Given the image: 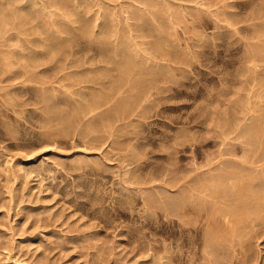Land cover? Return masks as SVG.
I'll list each match as a JSON object with an SVG mask.
<instances>
[{"label":"rangeland","instance_id":"1","mask_svg":"<svg viewBox=\"0 0 264 264\" xmlns=\"http://www.w3.org/2000/svg\"><path fill=\"white\" fill-rule=\"evenodd\" d=\"M57 1L0 0V264H264V0Z\"/></svg>","mask_w":264,"mask_h":264},{"label":"bare ground","instance_id":"2","mask_svg":"<svg viewBox=\"0 0 264 264\" xmlns=\"http://www.w3.org/2000/svg\"><path fill=\"white\" fill-rule=\"evenodd\" d=\"M4 1H5V0H4ZM26 1H27V0H26ZM74 1H75V0H74ZM76 1H77V0H76ZM84 1H85V0H84ZM48 2H49V0H48ZM50 2H51V1H50ZM57 2H61V1L59 0V1H57ZM63 2H64V0H63ZM77 2H78V1H77ZM86 2H88V1H86ZM86 2H85V3H86ZM93 2H94V0H93ZM54 3H55V2H54ZM61 3H62V2H61ZM99 3H100V2H99ZM57 4H58V3H57ZM63 4H64V3H63ZM75 4H77V3L74 2L73 5L75 6ZM83 4H84V3H83ZM83 4H82V5H83ZM86 4H87V3H86ZM88 4H89V3H88ZM88 4H87V5H88ZM91 4H92V3H91ZM109 4H110V3H109ZM41 5H42V4H41ZM44 5H45V4H44ZM80 5H81V4H80ZM110 5H111V4H110ZM166 5H167V4H166ZM48 6H49V5H48ZM54 6H56V4H55ZM76 6H77V5H76ZM88 6H89V5H88ZM93 6H94V4H93ZM226 6H227V5H226ZM35 7H36V6H35ZM78 7H79V6H78ZM168 7H169V6H168ZM44 8H45V7H44ZM46 8H47V7H46ZM80 9H83V8H80ZM115 9H116V8H115ZM167 9H168V8H167ZM74 10H76V9H74ZM85 10H86V9H85ZM88 10H89V7H88V9L86 10V12H87ZM116 10H117V9H116ZM128 10H129V7H128ZM169 10H170V9H169ZM71 11H72V10H71ZM79 11H80V10H79ZM79 11H78V12H79ZM125 11H126V10H125ZM74 12H75V11H74ZM76 12H77V11H76ZM110 12H111V11H110ZM110 12H109V14H110ZM114 12H115V11H114ZM114 12H113V13H114ZM69 13H70V12H69ZM72 13H73V12H72ZM113 13H112V15H113ZM115 13H116V12H115ZM127 13H128V12H127ZM127 13H126V14H127ZM3 14H4V13H3ZM27 14H28V13H27ZM106 14H107V13H106ZM226 14H227V13H226ZM229 14H230V13H229ZM233 14H234V13H233ZM1 15H2V14H1ZM1 15H0V16H1ZM23 15H24V14H23ZM69 15H70V14H69ZM102 15H104V14H102ZM21 16H22V15H21ZM113 16H114V15H113ZM201 16H202V15H201ZM99 17H100V16H99ZM107 17H108V16H107ZM118 17H119V16H118ZM101 18H102V17H101ZM231 18H232V17H231ZM231 18H230V19H231ZM104 19H105V16H104ZM104 19H102V20H104ZM109 19H110V18H108V21H109ZM114 19H115V18H114ZM198 19H199V18H198ZM112 20H113V17H112ZM170 20H171V19H170ZM58 21H60V20H58ZM105 21H106V20H105ZM55 23H56V22H55ZM103 23H104V22H103ZM105 23H106V22H105ZM110 23H111V22H110ZM172 23H173V21H172ZM111 24H112V26L114 27L113 23H111ZM58 25H59V24H58ZM66 25H67V23H66ZM68 25H69V24H68ZM101 25H102V24H101ZM104 25H105V24H104ZM106 25H107V24H106ZM130 25H132V24H130ZM62 26H63V24H62ZM112 26H111V27H112ZM69 27H70V25H69ZM102 27H103V26H102ZM117 27H118V26H117ZM162 27H163V26H162ZM60 28H63V27H60ZM65 28H66V27H65ZM107 28H109V27H107ZM142 28H143V26H142ZM63 29H64V28H63ZM75 29H76V28H75ZM115 29H116V28H114V30H115ZM118 29H119V28H118ZM125 29H126V28H125ZM162 29H163V28H162ZM57 30H58V29H57ZM57 30H56V31H57ZM67 30H68V29H67ZM67 30H66V31H67ZM106 30H107V29H106ZM64 31H65V30H64ZM88 31H90V30H88ZM110 31H111V30H110ZM123 31H124V30H123ZM59 32H60V31H59ZM61 32H62V31H61ZM61 32H60V33H61ZM57 33H58V32H57ZM64 33H65V32H64ZM90 33H92V32H90ZM109 33H110V32H109ZM129 33H130V32H129ZM61 34L63 35V33H61ZM66 34H67V33H66ZM119 35H120V34H119ZM121 35H122V34H121ZM63 36H64V35H63ZM63 36H61V37H63ZM126 36H127V35H126ZM66 37H68V34H67ZM70 37H71V36H70ZM120 37H121V36H120ZM58 38H59V36H58ZM86 39H87V38H86ZM158 39H159V38H158ZM58 40H59V39H58ZM124 40H125V39H124ZM92 41H93V40H92ZM107 41H109V40H107ZM60 42H61V41H60ZM64 42H65V41H64ZM166 42H167V41H166ZM66 43H68V41H67ZM108 43H109V42H108ZM121 43H123V42H121ZM156 43H157V42H156ZM156 43H155V44H156ZM62 44H63V42H62ZM166 44H167V43H166ZM60 45H61V44H60ZM119 45H120V44H119ZM158 45H159V42H158ZM58 46H59V45H58ZM63 46H64V45H63ZM94 46H95V45H94ZM103 46H105V45H102V44L100 45L101 48H102ZM187 46H188V44H187ZM193 46H194V45H193ZM122 47H123V46H122ZM159 47H160V46H159ZM164 47H165V46H164ZM77 48H78V47H77ZM77 48H76V49H77ZM117 48H119V46H118ZM120 48H121V47H120ZM125 48H126V47H125ZM159 49H160V48H159ZM162 49H163V48H162ZM189 49H190V48H189ZM99 50H100V49H99ZM104 50H106L105 47H104ZM121 50H122V48H121ZM101 51H103V49H101ZM124 51H125V50H124ZM122 52H123V51H122ZM176 52H177V51H176ZM79 54H80V53H79ZM127 54H128V53H127ZM68 55H69V54H68ZM75 55H76V54H75ZM75 55H74V56H75ZM124 55H125V54H124ZM169 55H170V54H169ZM249 55H250V54H249ZM78 56H79V55H78ZM85 56H86V55H85ZM132 56H133V55H132ZM34 57H35V56H34ZM121 57H122V55H121ZM130 57H131V55H130ZM246 57H247V56H246ZM250 57H251V56H250ZM30 58H31V56H30ZM32 58H33V57H32ZM106 58H107V57H106ZM127 58H128V56H127ZM178 58H180V57H178ZM183 58H184V57H183ZM247 58H248V57H247ZM80 59H81V58H80ZM122 59H123V58H122ZM125 59H126V58H125ZM132 59L134 60V58H132ZM176 59H177V57H176ZM250 59H251V58H250ZM127 60H129V59H127ZM166 60H167V59H166ZM173 60H174V59H173ZM183 60H184V59H183ZM113 61H114V60H113ZM139 61H140V60H139ZM137 62H138V60L136 61V63H137ZM128 63H129V62H128ZM130 63H131V62H130ZM132 63H134V62H132ZM139 63L142 64L141 62H139ZM124 64H125V63H124ZM126 64H127V63H126ZM137 64H138V63H137ZM121 65H122V64H120V66H121ZM131 65H132V64H131ZM134 65H135V64H134ZM152 65H153V64H152ZM160 65H161V64H160ZM74 66H75V65H74ZM92 66H93V65H92ZM136 66H137V65H136ZM140 66H141V65H140ZM164 66H165V65H164ZM164 66H163V69H166L167 67L165 66V68H164ZM99 67H100V66H99ZM123 67H124V65H123ZM126 67H127V66H126ZM138 67H139V64H138ZM121 68H122V67H121ZM132 68L134 69V68H136V67H133V65H132ZM148 68H149V67H148ZM150 68H151V67H150ZM172 68H173V66H172ZM82 69H83V68H82ZM127 69H128V68H127ZM141 69H142V68H141ZM151 69H152V68H151ZM161 69H162V68H161ZM129 70H131V69H129ZM146 70H147V69H146ZM169 70H170V69H169ZM119 71H120V70H119ZM123 71L126 72V70H122V72H123ZM131 71H132V70H131ZM134 71H135V70H133V73L135 74ZM140 71H141V70H140ZM148 71H149V70H148ZM154 71H155V70H154ZM80 72H81V71H80ZM127 72H128V71H127ZM169 72H171V71H169ZM128 73H130V72H128ZM154 73H155V72H154ZM161 73H162V72H161ZM161 73H160V74H161ZM163 73H165V72H163ZM74 74H75V73H74ZM150 74H151V73H150ZM158 74H159V72H158ZM77 75H79V74H77ZM124 75H125V74H123V77H124ZM130 75H132V74H130ZM135 75H136V74H135ZM135 75H134V76H135ZM137 75H139V74H137ZM137 75H136V76H137ZM142 75H143V74H142ZM151 75H152V74H151ZM169 75H171V74H169ZM81 76H82V75H81ZM139 76H140V75H139ZM152 76H153V75H152ZM154 76H155V75H154ZM76 77H77V76H76ZM113 77H114V76H113ZM132 77H133V76H132ZM144 77H145V76H144ZM150 77H151V76H150ZM87 78H88V77H87ZM126 78H127V77H126ZM136 78H137V77H136ZM136 78H135V79H136ZM164 78H165V76H164ZM124 79H125V78H124ZM128 79H129V78H128ZM139 79H140V77H139ZM158 79H159V78H158ZM158 79H156V81H157ZM89 80H91V78H89ZM92 80H93V79H92ZM112 80H114V79H112ZM117 80H118V79H117ZM132 80H133V78H132ZM141 80H142V79H141ZM137 81H138V78H137ZM160 81H161V80H160ZM75 82H76V81H75ZM91 82H92V81H91ZM102 82H103V81H102ZM110 82H111V81H110ZM116 82H117V81H116ZM142 82H143V81H142ZM151 82H152V80H151ZM154 82H155V81H154ZM118 83H119V82H118ZM137 83H138V82H137ZM155 83H156V82H155ZM76 84H77V82H76ZM101 84H102V83H101ZM132 84H133V82H132ZM132 84L130 83L131 86H132ZM121 85H122V83H121ZM128 85H129V84H128ZM138 85H139V83H138ZM138 85H136V86H138ZM146 85H147V84H146ZM109 86H111V84H110ZM115 86H116V85H115ZM131 86H130V87H131ZM136 86H134V87H136ZM143 86H144V85H143ZM148 86H149V85H148ZM150 86H152V85L150 84ZM134 87H132V88H134ZM138 87H139V86H138ZM140 87H141V86H140ZM155 87H156V85H155ZM123 88H124V87H123ZM128 88H129V86H128ZM146 88H147V87H146ZM110 89H112V88H110ZM119 89H120V88H119ZM130 89H131V88H130ZM136 89H137V87H136ZM149 89H150V88H149ZM152 89H153V87H152ZM158 89H159V88H158ZM121 90H122V89H121ZM140 90H141V89H140ZM128 91H129V90H128ZM141 91H142V90H141ZM148 91H151V90H148ZM105 92H106V94H108L107 91H105ZM109 92H110V91H109ZM119 92H120V90H119ZM130 92H132V91H130ZM134 92H135V91H134ZM145 92H146V91H145ZM110 93H111V92H110ZM146 93H147V92H146ZM146 93H145V94H146ZM148 93H149V92H148ZM148 93H147V94H148ZM104 95H105V94H104ZM110 95H111V94H110ZM132 95H133V93H132ZM136 95H138L137 92H136ZM96 96H97V95H96ZM96 96H95L94 98H96ZM99 96H100V95H98V97H99ZM102 96H103V95H102ZM147 96H148V95H147ZM52 97H53V96H52ZM103 97H104V96H103ZM100 98H101V97H100ZM107 98H108V96H107ZM107 98H106V99H107ZM132 98H133V97H132ZM136 98H137V97H136ZM136 98H135V99H136ZM52 99H53V98H52ZM58 99H59V98H58ZM96 99H97V98H96ZM47 101H48V100H47ZM54 101H55V100H54ZM54 101H53V103H54ZM89 101H90V100H89ZM97 101H98V100H97ZM101 101H103L102 98H101ZM104 101H105V103H106L107 100H104ZM139 101H140V100H139ZM58 102H59V101H58ZM121 102H122V100H121ZM132 102H133V101H132ZM134 102H135V101H134ZM50 103H51V102H50ZM53 103H52V105H54ZM88 103H89V102H88ZM97 103L99 104V101H98ZM130 103H131V101H130ZM100 104H101V103H100ZM126 104H127V102H126ZM126 104H125V105H126ZM122 105H123V104H122ZM125 105H124V106H125ZM132 105H133V104H132ZM136 105L141 106L140 103H139V104H136ZM259 105H260V104H259ZM261 105H262V104H261ZM54 106H55V105H54ZM79 106H80V105H79ZM89 106H90V105H89ZM89 106H86V107L89 108ZM130 106H131V105H130ZM134 106H135V105H134ZM110 107H112V106H110ZM260 107H262V106H260ZM51 108H53V106L50 107V109H51ZM76 108H77V107H76ZM90 108H91V107H90ZM133 108H134V107H133ZM133 108H132V109H133ZM137 108H138V107H137ZM263 108H264V105H263ZM77 110H78V109H77ZM260 110H261V109H260ZM113 111H114V110H113ZM122 111H124V110H122ZM262 111H263V109H262ZM74 112H75V111H74ZM83 112H84V108H83ZM108 112H109V111H108ZM130 112H131V111H130ZM130 112H129V113H130ZM76 113H77V112H76ZM103 113H104V112H103ZM105 113H106V112H105ZM111 114H112V113H111ZM262 114H263V113H262ZM77 115H78V114H77ZM127 115H128V112H127ZM104 116H105V115H104ZM121 116H123V115H122V112H121ZM71 117H72V116H71ZM71 117H70V118H71ZM107 117H108V116H107ZM75 118H77V117H75ZM262 118H264V117H262ZM68 119H69V118H68ZM68 119L65 120V121L68 122ZM103 119H104V118H103ZM256 119H257V118H256ZM71 120H72V119H71ZM106 121H107V120H106ZM257 121H258V119H257ZM260 121H261V120H260ZM232 122H233V121H232ZM257 123H258V122H257ZM63 124H64V123H63ZM251 124H252V125L255 124V123H254V120H253V122H252ZM259 124H260V123H259ZM232 125H233V124H232ZM257 126H258V125H257ZM257 126H256V127H257ZM261 126H263V124H262ZM247 127H248V126H247ZM247 127H246V129H247ZM252 128H253V127H252ZM252 128H251V130H252ZM258 128H259V127H258ZM224 129H225V128H224ZM226 129H227V128H226ZM246 129L243 130V132H245ZM65 130H66V129H65ZM229 130H230V128H229ZM254 130H255V129H254ZM260 130H261V129H260ZM262 130H263V129H262ZM249 131H250V130H249ZM255 131H257V130H255ZM255 131H253V132L255 133ZM259 132H260V131H258V133H259ZM245 133H246V132H245ZM245 133H244V134H245ZM247 133H248V131H247ZM247 133H246V135H247ZM250 133H251V132H250ZM251 135H253V134H251ZM256 135H257V133H256ZM261 135H262V134H261ZM248 136H249V135H248ZM248 136H247V137H248ZM258 136H259V135H258ZM258 136H255V138H256L257 140H258ZM241 138H242V137H241ZM253 138H254V137H253ZM261 138H262V136H261ZM224 139H225V138H224ZM244 139H245V137H244ZM247 139H249V138H247ZM247 139H245V140L247 141ZM245 140H244V141H245ZM252 140H253V139H252ZM249 141H250V140H249ZM251 142H252V141H251ZM255 142H256V141H255ZM263 144H264V143H263ZM251 145H252V144H251ZM250 149H251V148H250ZM250 149H249V150H250ZM262 149H263V148H262ZM230 152H231V151H230ZM263 153H264V152H263ZM223 155H224V154H223ZM263 155H264V154H263ZM220 156H221V154H220ZM259 156H260V155H259ZM248 158H249V157H248ZM225 159H226V158H225ZM220 160H221V159H220ZM240 160H241V159H240ZM248 160H251V159H248ZM223 161H224V160H223ZM210 162H211V161H210ZM221 162H222V161H221ZM227 162H228V161H227ZM233 162H235V161H233ZM246 162L249 163L248 161H246ZM251 162H252V161H251ZM251 162H250V163H251ZM235 165H236V164H235ZM218 166H219V165H218ZM218 166H216V167H218ZM220 166H221V164H220ZM220 166H219V167H220ZM229 166H230V165H229ZM233 167H234V166H233ZM240 167H241V166H240ZM244 167H245V166H244ZM261 167H262V166H261ZM261 167H260V169H261ZM211 168H212V167H211ZM242 168H243V167H242ZM209 169H210V168H209ZM213 169H214V168H213ZM216 169H217V168H216ZM216 169H215V170H216ZM219 169H220V168H219ZM246 169H247V168H246ZM250 169H251V166H250ZM224 170H225V169H223V171H224ZM234 170H237V169L234 168ZM234 170H232V171H234ZM256 170H257V169H256ZM258 170H259V169H258ZM211 171H213V170H211ZM219 171H220V170H219ZM232 171H231V172L228 171V173H226V175H225V174H222V175L220 174V175H221L220 178H219L220 181L223 182V181H225V179L231 180L232 177H234L235 175H238V173H233ZM213 172H214V171H213ZM241 172H242V171H241ZM241 172H240V173H241ZM245 172H247V171H245ZM261 172H262V171H261ZM210 173H212V172H210ZM248 173H249V172H248ZM251 173H253V172L251 171ZM255 173H257V172H255ZM212 174H213V173H212ZM212 174H211V176H212ZM257 174H258V173H257ZM241 175H242V174H241ZM253 175H254V174H253ZM259 175H260V174H259ZM261 175H263V174H261ZM201 176H202V175H201ZM201 176H200V179L203 177V176H202V177H201ZM211 176H210V178H211ZM213 176H214V175H213ZM213 176H212V177H213ZM238 176H239V175H238ZM197 177H198V176H197ZM242 177H244V175H243ZM248 177H250V176L248 175ZM255 177H256V176H255ZM194 178H195V177H194ZM205 178H206V177H205ZM235 178H236V177H235ZM175 179H176V178H175ZM200 179H199V180H200ZM206 179H207V178H206ZM212 179H213V178H212ZM242 179H243V178H242ZM255 179H256V178H255ZM178 180H179V179H178ZM188 180H189V179H188ZM193 180H194V179H193ZM193 180H192V182H193ZM203 180H204V179H203ZM208 180H209V179H208ZM215 180H216V179H215ZM215 180H214V182H215ZM252 180H253V179H252ZM257 180H258V179H257ZM189 181H191V180H189ZM205 181H206V180H205ZM210 181H212V180L210 179ZM231 181H233V179H232ZM247 181H248V180H247ZM258 181H259V180H258ZM261 181H262V180H261ZM177 182H178V181H177ZM198 182H199V181H198ZM198 182H196V183H198ZM221 182H220V183H221ZM226 182H227V181H226ZM229 182H230V181H229ZM189 183H190V182H189ZM208 183H209V182H208ZM224 183H225V182H224ZM230 183H231V182H230ZM234 183H235V182H234ZM248 183H249V182H248ZM248 183H247V184H248ZM253 183H254V182H253ZM198 184H199V183H198ZM215 184H216V183H215ZM217 184H218V183H217ZM237 184H239V183H237ZM263 184H264V183H263ZM185 185H186V184H185ZM225 185H226V183H225ZM239 185H240V184H239ZM239 185H237V186H239ZM242 185H243V184H242ZM249 185H250L251 187H249L248 185H247V186H248L249 188H252V190H254V189L256 188V185H254V186H255L254 189H253V187H252L251 184H249ZM187 186H188V185H187ZM199 186H200V185H199ZM233 186H234V185H233ZM233 186H232V187H233ZM240 186H241V185H240ZM247 186H246V187H247ZM260 186H261V185H260ZM182 187H183V186H182ZM182 187H181V188H182ZM195 187H196V186H195ZM197 187H198V186H197ZM197 187H196V188H197ZM204 187H206V185H205ZM219 187H221V186H219ZM219 187L216 186V189L213 188V189H215L214 192H216V190L219 189ZM244 187H245V186H244ZM258 187H259V186H258ZM261 187H262V186H261ZM179 188H180V186H179ZM262 188H263V187H262ZM186 189H187V188H186ZM198 189H199V188H198ZM202 189H203V188H202ZM221 189H223V188H221ZM221 189H220V190H221ZM238 189H239V187H238ZM244 189H245V188H243V187L240 188L241 191H244ZM263 189H264V188H263ZM188 190H189V189H188ZM232 190H233V189H232ZM232 190H231V191H232ZM236 190H237V189H236ZM256 190H257V189H256ZM256 190H254L253 192H255ZM261 190H262V189H261ZM182 191H183V190H182ZM190 191H191V190H190ZM203 191H204V190H203ZM205 191H206V190H205ZM211 191H212V190H211ZM233 191H235V190H233ZM233 191H232V192H233ZM238 191H239V190H238ZM250 191H251V190H249V192H250ZM187 192H189V191H187ZM194 192H195V189H194ZM218 192H219V190H218ZM224 192H225V191H224ZM244 192H246V191H244ZM253 192H252V193H253ZM195 193H196V192H195ZM195 193H194V195H195ZM203 193H204V192H203ZM225 193H226V192H225ZM240 193H241V192H240ZM246 193H247V192H246ZM252 193H251V194H252ZM255 193H257V192H255ZM255 193H254V194H255ZM189 194H190V193H189ZM204 194H205V193H204ZM254 194H253V195H254ZM183 195L186 196L185 193H184ZM201 195H202V194H201ZM211 195H212V194H211ZM219 195H220V193H219ZM246 195H247V194H246ZM246 195H245V196H246ZM253 195H252V196H253ZM257 195H258V197H257V198L255 197V198H256V202H257V203L255 202V203H256V207L258 206L259 209H260V208H262V206H263V208H264V196H263V195H262V196H259V195H260L259 193H257ZM191 196H192V195H191ZM198 196H200V195H199V192H198ZM213 196H214V195H213ZM216 196H217V195H216ZM216 196H215V197H216ZM222 196H223V194H222ZM239 196H240V194H239ZM247 196H248V195H247ZM187 197H188V196H187ZM192 197H193V196H192ZM194 197H195V196H194ZM194 197H193V198H194ZM196 197H197V196H196ZM200 197H201V196H200ZM202 197H203V196H202ZM217 197H218V196H217ZM217 197H216V198H217ZM219 197H220V196H219ZM224 197H225V195H224ZM183 198H184V197H183ZM183 198H182V199H183ZM193 198H192V200H193ZM227 198H228V197H227ZM229 198H230V197H229ZM238 198H239V197H238ZM243 198H244V197H243ZM247 198H248V197H247ZM251 198H252V197H251ZM189 199L191 200V197H189ZM201 199H202V198H201ZM201 199L199 198V200H201ZM230 199H231V198H230ZM180 200H181V199H179L178 202H179ZM184 200H185V199H184ZM195 200H196V199H195ZM195 200H194V201H195ZM199 200H198V201H199ZM225 200H227V199H225ZM232 200H233V199H232ZM242 200H243V199H242ZM196 201H197V200H196ZM202 201H203V200H202ZM214 201L216 202L215 198H214ZM228 201H231V200H228ZM238 201H239V199H238ZM254 201H255V200H254ZM191 202H192V201H191ZM219 202H220V201H219ZM248 202H249V201H248ZM181 203H182V202H181ZM192 203H193V202H192ZM192 203H190V204H192ZM216 203H217V202H216ZM229 203H231V202H229ZM242 203H243V202H242ZM242 203H241V204H242ZM178 204H179V203H178ZM193 204H194V203H193ZM195 204H197V203H195ZM213 204H214V203H213ZM213 204H211V205H213ZM224 204H225V203H224ZM183 205H184V204H182V207H183ZM239 205H240V204H239ZM180 206H181V204H180ZM187 206H188V204H187ZM190 206H191V205H190ZM190 206H189V207H190ZM193 206H194V205H193ZM205 206H206V205H205ZM205 206H203V207H205ZM213 206H214V205H213ZM220 206H221V205H220ZM231 206H232V204H231ZM194 207H195V206H194ZM203 207H202V208H203ZM211 207H212V206H211ZM237 207H238V205H237ZM240 207H241V206H240ZM252 207H253V206H252ZM191 208H192V206H191ZM202 208H201V209H202ZM238 208H239V207H238ZM241 208H242V207H241ZM241 208H240V209H241ZM253 208H254V207H253ZM172 209H173V207L171 208V210H172ZM184 209H185V207H184ZM195 209H196V208H195ZM201 209H199V210H200L199 212H202ZM221 209H222V207H221ZM225 209H226V208H225ZM233 209H234V208H233ZM259 209H258V210H259ZM202 210H203V209H202ZM212 210L214 211V214L216 215L215 211H219V208H218V207H215V208H213ZM231 210H232V207H231ZM258 210H257V211H258ZM262 210H263V209H262ZM187 211H188V209H187ZM204 211H205V210H204ZM213 211H212V212H213ZM220 211H221V210H220ZM233 211H234V210H233ZM240 211H241V210H240ZM242 211H243V210H242ZM171 212H172V211H171ZM176 212H178V211L176 210ZM179 212H180V211H179ZM190 212H191V211H190ZM199 212H198V213H199ZM262 212H264V211H262ZM262 212H259V213H262ZM183 213H184V212H183ZM195 213H196V212H195ZM204 213H205V212H204ZM210 213H211V212H210ZM233 213H234V212H233ZM242 213H243V212H242ZM257 213H258V212H257ZM257 213H256V214H257ZM196 214H197V213H196ZM206 214H207V213H206ZM221 214H222V212H221ZM224 214H225V213H224ZM224 214H223V215H224ZM179 215H180V214H179ZM183 215H184V214H183ZM183 215H181V216H183ZM233 215H237V213H236V214L234 213ZM240 215H241V214H240ZM259 215H260V214H259ZM259 215L257 214L256 217L258 218ZM208 216H209V214H208ZM224 216H225V215H224ZM243 216H244V214H243ZM243 216H239V215H237L236 218H237V217H238V218L234 220V217H235V216L233 217V216L231 215L230 217H232L233 219L226 218V220H225V219L223 218L224 221H222V222H226V223H227L226 225H229V223H231V224H232V223H236V225H238V224L244 223V221L246 220V216H244V217H243ZM263 216H264V215H263ZM211 217H212V216H211ZM225 217H227V215H226ZM256 217H254V218H256ZM207 218H208V217H207ZM213 218H215V217H213ZM261 218H262V217H261ZM261 218H259L261 221H262V219L264 220V218H262V219H261ZM180 219H181V218H180ZM208 219H209V218H208ZM211 219H212V218H211ZM211 219H209V220H211ZM259 219H257V220H259ZM216 220H217V219H216ZM216 220H214V221H212V222L215 223ZM259 222H260V221H259ZM190 223H191V222H190ZM207 223H209L208 220H207ZM220 223H221V222H220ZM262 223H263V221H262ZM209 224H210V223H209ZM218 224H219V223H217V225H218ZM224 224H225V223H224ZM188 225H189V224H188ZM211 225H212V223H211ZM213 225H214V227L216 228L215 224H213ZM219 225H221V224H219ZM222 225H223V223H222ZM222 225H221V226H222ZM209 226H210V225H208L207 227H209ZM224 226H225V225H224ZM230 226H231V225H230ZM232 226H233V225H232ZM239 226L242 227V225H239ZM243 226H246V224H245V225L243 224ZM211 227H212V226H211ZM211 227H210V228H211ZM217 227H218V226H217ZM227 227H229V226H226V228H227ZM237 227H238V226H237ZM246 227H247V226H246ZM246 227H245V228H246ZM263 227H264V226H263ZM263 227H262V228H263ZM243 228H244V227H243ZM224 229H225V228H224ZM236 229H237V228H236ZM211 230H214L213 227H212ZM220 230H222V229H220ZM220 230H219V231H220ZM225 230H226V229H225ZM228 230H229V228H228ZM237 230H240V229H237ZM245 230H246V229H245ZM245 230H244V231H245ZM262 230H263V229H262ZM205 231H206V230H205ZM216 231H218V230H215V232H214L215 234H216ZM219 231H218V233H219ZM241 231H242V230H241ZM241 231H240V232H241ZM212 232H213V231H212ZM221 232H222V231H221ZM221 232H220V233H221ZM223 232H224V231H223ZM225 232H227V231H225ZM235 232H236V231H235ZM237 232H238V231H237ZM209 233H210V232H209ZM214 233H213V234H214ZM228 233H229V232H228ZM228 233H227V234H228ZM233 233H234V232H233ZM222 234H223V233H222ZM229 234H230V233H229ZM229 234H228V235H229ZM239 234H240V233H239ZM209 235H210V234H209ZM222 236H223V235H222ZM224 236H225V235H224ZM224 236H223V237H224ZM234 236H235V235H234ZM239 236H240V238H241L242 234L239 235ZM215 237H216V236H215ZM231 237H232V236H231ZM236 237H238V236L236 235ZM243 237H244V235H243ZM245 237H246V236H245ZM253 237H254V236H253ZM256 237H257V236H255V238H256ZM258 237H259V235H258ZM204 238H205V237H204ZM220 238H221V237H220ZM211 239H213V237H212ZM230 239H231V238H230ZM238 239H239V238H238ZM232 240H233V239H232ZM243 240H244V238H243ZM210 241H211V240H210ZM212 241H213V240H212ZM214 241H215V240H214ZM222 241H224V240H222ZM234 241L236 242V240H234ZM238 241H239V240H238ZM251 241H252V240H251ZM208 242H209V241H208ZM215 242H216V241H215ZM239 242H240V241H239ZM239 242H238V243H239ZM241 242H242V241H241ZM247 242H248V241H247ZM213 243H214V242H213ZM217 243H218V242H217ZM232 243H233V242H232ZM242 243H243V242H242ZM209 244H210V243H209ZM223 244H224V243H223ZM223 244H222V245H223ZM236 244H237V242H236ZM239 244H240V243H239ZM248 244H249V242H248ZM214 245H215V243H214ZM225 245H227V244H225ZM225 245H224V246H225ZM230 245H231V244H230ZM234 245H235V244H234ZM206 246H207V245H206ZM215 246H216V245H215ZM232 246H233V245H232ZM212 247H213V245H212ZM216 247H217V246H216ZM233 248H234V247H233ZM217 249H218V248H216V250H217ZM220 249H221V248H220ZM220 249H219V250H220ZM228 249H229V247H228ZM207 250H208V249H207ZM211 251H212V250H211ZM222 251H223V250H222ZM228 251H231V250H228ZM209 253H211V252H209ZM212 253H213V252H212ZM220 254H221V253H220ZM226 254H227V253H226ZM209 255H210V254H209ZM222 257H223V256H222ZM212 259H213V255H212ZM213 262H214V261H213ZM216 262H217V261H216ZM218 262H219V261H218ZM219 264H220V263H219Z\"/></svg>","mask_w":264,"mask_h":264}]
</instances>
